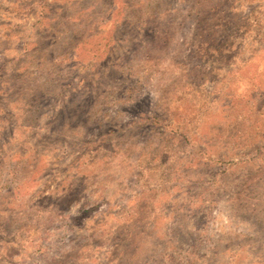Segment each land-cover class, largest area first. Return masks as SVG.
<instances>
[{
  "label": "rangeland",
  "instance_id": "obj_1",
  "mask_svg": "<svg viewBox=\"0 0 264 264\" xmlns=\"http://www.w3.org/2000/svg\"><path fill=\"white\" fill-rule=\"evenodd\" d=\"M0 264H264V0H0Z\"/></svg>",
  "mask_w": 264,
  "mask_h": 264
}]
</instances>
